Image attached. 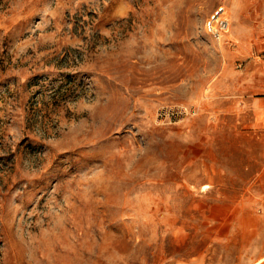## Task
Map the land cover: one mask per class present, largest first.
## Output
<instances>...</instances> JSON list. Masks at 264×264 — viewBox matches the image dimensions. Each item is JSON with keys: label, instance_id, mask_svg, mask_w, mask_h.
<instances>
[{"label": "rangeland", "instance_id": "rangeland-1", "mask_svg": "<svg viewBox=\"0 0 264 264\" xmlns=\"http://www.w3.org/2000/svg\"><path fill=\"white\" fill-rule=\"evenodd\" d=\"M0 264H264V0H0Z\"/></svg>", "mask_w": 264, "mask_h": 264}, {"label": "built area", "instance_id": "built-area-1", "mask_svg": "<svg viewBox=\"0 0 264 264\" xmlns=\"http://www.w3.org/2000/svg\"><path fill=\"white\" fill-rule=\"evenodd\" d=\"M229 24L224 6L218 7L206 20L207 30L217 38H220L222 33L228 29Z\"/></svg>", "mask_w": 264, "mask_h": 264}, {"label": "crops", "instance_id": "crops-1", "mask_svg": "<svg viewBox=\"0 0 264 264\" xmlns=\"http://www.w3.org/2000/svg\"><path fill=\"white\" fill-rule=\"evenodd\" d=\"M233 16V15H232ZM235 17L233 16V22H234V27H235V25H236V22H235V19H234ZM234 27H233V30H232V32H231V35H233V31H234ZM232 38H234V39H236V41H238L239 39H238V37L237 36H235V35H233V37ZM240 41V40H239Z\"/></svg>", "mask_w": 264, "mask_h": 264}]
</instances>
